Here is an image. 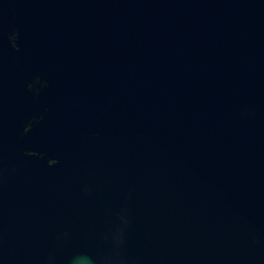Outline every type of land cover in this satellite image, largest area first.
Instances as JSON below:
<instances>
[{"label": "water", "instance_id": "water-1", "mask_svg": "<svg viewBox=\"0 0 264 264\" xmlns=\"http://www.w3.org/2000/svg\"><path fill=\"white\" fill-rule=\"evenodd\" d=\"M0 264H264V0H0Z\"/></svg>", "mask_w": 264, "mask_h": 264}]
</instances>
